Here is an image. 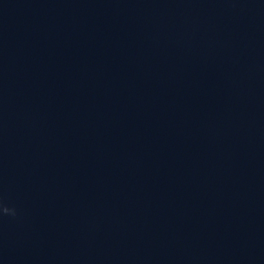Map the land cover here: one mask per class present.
Wrapping results in <instances>:
<instances>
[{
    "label": "clouds",
    "instance_id": "9594fccd",
    "mask_svg": "<svg viewBox=\"0 0 264 264\" xmlns=\"http://www.w3.org/2000/svg\"><path fill=\"white\" fill-rule=\"evenodd\" d=\"M3 212H4L5 214L11 213L13 216L15 215V210H13V209H9V208H7V207H4V208H3Z\"/></svg>",
    "mask_w": 264,
    "mask_h": 264
}]
</instances>
